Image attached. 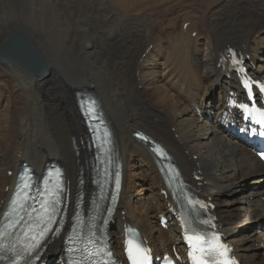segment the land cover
Listing matches in <instances>:
<instances>
[{"label":"bare ground","instance_id":"1","mask_svg":"<svg viewBox=\"0 0 264 264\" xmlns=\"http://www.w3.org/2000/svg\"><path fill=\"white\" fill-rule=\"evenodd\" d=\"M228 1L214 0L204 13L184 11L179 17L182 19L180 26L174 27L170 26L173 22L170 19L164 20L169 26L163 27L162 20L156 22L139 14L128 16L113 7L112 14L126 24L123 35L135 43L134 48L128 51L132 57L129 71H125L124 60L120 57H116L114 66L109 67L103 51L98 50L95 44L90 45L85 40L78 43L76 38H67L70 32H58L60 23L54 40L44 34L45 38L68 46L67 64L61 68L68 77L61 78L55 70L59 58L48 40L35 35L39 29L32 25L35 28L33 32V29L22 25L23 21L9 27L20 32L36 50L45 73L41 77L29 76L18 66L0 59V211L10 196L22 162L31 166L36 174L41 173L44 163L49 160L63 168L68 213L76 194L88 196L93 192L87 168L93 150L87 145V129L76 99V92L88 90L96 95L105 113L116 160L121 166L118 207L109 225L114 240L122 236V227L126 223L140 230L155 254L178 241L174 226L161 230L155 225L156 215L168 217L166 203L169 200L160 194L164 188L147 152L148 145L137 142L132 136L135 131H141L163 145L184 179L214 202L213 213L226 241L233 246L239 263L264 264V252L260 254V246L253 245L261 244L264 248V231L249 234L246 227L240 230L233 226L234 223L248 224L264 219V185L251 191L246 189L247 184H241L246 178H251V183L259 182L256 175L264 177V164L243 145L230 140L218 120L208 119V114L213 115L223 109L226 93L235 86L233 76L227 77L219 62L220 53L227 46L241 50L247 57L251 73L264 78V24L246 27V21L253 20L254 16L241 9L234 11L230 20L223 17ZM99 2L110 7L106 0ZM18 4L36 9L35 17L47 7L41 0H19ZM47 15L58 21L65 19L54 12ZM28 17L34 22L33 15ZM44 21L42 23L45 24ZM183 23H188L184 30ZM200 23L205 27L203 33L198 31ZM221 26L223 28L218 32ZM0 31L2 44L7 33L5 36V30ZM194 31L196 35L191 37ZM201 36L205 39L202 40ZM62 38L67 43H62ZM115 39L113 46L119 50L120 39ZM99 68H104L105 77L115 88L108 84L95 85L97 77L91 70ZM4 75L6 78L2 80ZM121 90L127 95L116 109L114 103L122 95ZM212 90L214 94L209 95ZM196 110L203 116L197 117ZM101 161L106 162L103 150ZM136 168L142 174L143 185L140 186H145L147 198L155 201L151 207L139 209L138 204L144 202L139 199V202H131L132 196L140 191L136 182L140 174ZM7 171H11V175ZM197 171L202 179L199 185L192 179ZM230 201L239 202V209L235 207L233 212L241 210L240 214L230 212ZM119 211H123V219ZM62 237L54 238L46 246L44 254L57 252Z\"/></svg>","mask_w":264,"mask_h":264},{"label":"rangeland","instance_id":"2","mask_svg":"<svg viewBox=\"0 0 264 264\" xmlns=\"http://www.w3.org/2000/svg\"><path fill=\"white\" fill-rule=\"evenodd\" d=\"M16 1L15 0H0V30L2 29L5 30V36H6V33L8 31L14 30L9 27H11L13 24H16V25L21 24L20 22L22 21H23L22 25L28 27L29 29L31 28L30 30L33 29V32L35 31L34 30L35 28L36 30L42 29L41 31L38 30L39 32L36 31L35 35H37L39 38H44L50 42L54 53L59 58L58 68H55V70L57 71V74L60 75L61 78H64L68 76L61 70V68L65 67V65L67 64L68 46L67 45L62 46L61 43L51 41L49 38H45V37L51 36L52 39L54 40L56 37L55 35H57L59 31H63L64 34H66L68 31V33L70 32L71 34L69 33L70 35H68L69 37L67 36V38H72V39L76 38V41L78 43L81 41H83L84 43V40L89 41L90 45L95 44L98 50L100 49L101 51H103L105 57L107 58V63L109 67L114 66L116 57H120L122 60H124L125 71H129L132 65V62L129 60H131L132 57L128 53V51L134 48L135 43L130 41L125 35H123L126 24L120 19V17H117L112 14L113 7L119 8L122 12L125 13V15H128V16H130V14H139L141 16L150 17L156 22H159L162 20L163 27L169 26L168 22L165 23L164 20L166 21L167 19H170L174 22V24L172 22L170 26L174 27L175 25L180 26L181 18L179 17H180V14H182L184 11L186 12L191 11L192 13L194 12L204 13V10L207 9L208 4L214 0H128V1L127 0H106L107 3L110 5V7L104 4H101L99 0H41V1H44V4H46L47 7L43 8L42 14L39 11L40 16H37V17H35L36 15H34L37 12L36 9L34 8L29 9L30 7H26V8L20 7L18 4L19 0H18V3ZM30 1L37 2L40 0H30ZM49 2H51V4H49ZM238 9L245 11V13H247L248 15L253 14L254 16L253 20L246 21V27H249L250 24L254 25L255 27H261L264 24V0H229L225 7L223 17L228 18L230 20L234 11H238ZM23 12L24 13L27 12V14L26 13L24 14ZM52 12H54L55 15H59V17H64L65 19H63L62 21H58V20L53 19L51 16L48 17L47 14H52ZM28 13L30 15H33L36 18V19L34 18V22H36V25L33 24L34 22H32V18L29 19L30 17H28L27 19V16H29ZM17 16H20V17H17ZM23 16L26 18L23 19L24 18ZM8 17H10V20ZM11 18L13 19V21ZM47 18H50V19L48 20ZM42 20L43 21L45 20L44 21L45 24L42 23L43 22ZM47 21L48 22L50 21V23H53V24L51 25L49 23L47 24ZM63 21L66 23H64ZM30 22H31V27H30ZM59 24L61 26L60 27L61 30L57 29L59 28ZM32 25L35 28H33ZM43 27L45 30L43 29ZM51 28L52 30H48ZM222 28L223 26L218 28V32H220ZM56 29L58 30V32ZM49 31L51 32L49 33ZM198 31L199 33H203L205 31V27L203 24L201 23L199 24ZM44 33H46L47 36ZM192 37H194V35ZM201 37H202L201 38L202 40L205 39L203 38V36ZM80 38H82L83 40ZM115 38L120 39L121 47L119 50H116L113 46L114 42L116 41ZM63 39L64 38H62V40ZM62 43H67V42L64 39ZM201 43H204V41H202ZM91 71H92V74L97 77V83L95 85H105L106 86L108 84L115 88V86L105 77L104 68H99V69L91 70ZM117 76L118 74H116V78ZM5 78L6 76L4 75V77L1 79L4 80ZM121 94L122 95L114 103V106L116 109H119V106L121 103L123 104L124 97L125 95H127L126 91L124 90H121ZM133 166L139 168L137 164H133ZM138 168H136V172L137 171L139 172L140 178L139 177L136 178V182L138 183L137 190L138 191L140 190V191L138 194L135 193V196H132L131 202L134 203L138 201L139 199V201L144 202V204L142 203L138 204L139 205L138 207L139 209H143V207H146V206H149V207L153 206L154 201L153 199L149 200L147 198V190L144 189L145 186H140V185H143V181L141 179L142 174L138 170ZM250 181H252L251 178H248V179L246 178L242 180L241 184L242 185L247 184L248 186H246V189H249L251 191H254L262 184L261 181L259 184L251 183ZM131 193L133 194L134 191H132ZM235 207L236 208L239 207V202L230 201V203L228 204V208H232V210L230 211L231 213L233 212V210L235 211L236 209ZM234 213L240 214L241 210H238L237 213L233 212L232 214ZM155 225H156V219H155ZM257 225L261 226V223H259V221H252L248 224L247 223L246 224L245 223H241V224L234 223L233 224L234 227H239L238 229L240 230L243 229L242 227H246L245 231L249 234L253 232L254 230L258 229ZM259 246L260 248L258 249L261 250L260 252L261 254L262 252H264V248L261 247V244Z\"/></svg>","mask_w":264,"mask_h":264},{"label":"water","instance_id":"3","mask_svg":"<svg viewBox=\"0 0 264 264\" xmlns=\"http://www.w3.org/2000/svg\"><path fill=\"white\" fill-rule=\"evenodd\" d=\"M12 42H19L22 47L26 48L27 52H25L23 49L20 51L16 50L17 52H15V46H12ZM11 47L12 51H14L13 53L10 52ZM0 59L3 62L7 61L11 64L17 65L28 73L31 71V68L28 67L27 63L32 62L36 64L44 74V65L40 57L36 52L26 45V40L17 30L9 32L4 44L2 46L0 45Z\"/></svg>","mask_w":264,"mask_h":264}]
</instances>
